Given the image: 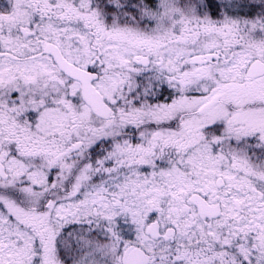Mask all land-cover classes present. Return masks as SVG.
<instances>
[{
	"label": "snow or ice",
	"instance_id": "6c2138e0",
	"mask_svg": "<svg viewBox=\"0 0 264 264\" xmlns=\"http://www.w3.org/2000/svg\"><path fill=\"white\" fill-rule=\"evenodd\" d=\"M0 264H264V0H0Z\"/></svg>",
	"mask_w": 264,
	"mask_h": 264
}]
</instances>
